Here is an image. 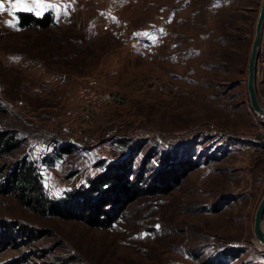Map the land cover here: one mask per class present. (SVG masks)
<instances>
[{"label":"rangeland","instance_id":"374dc122","mask_svg":"<svg viewBox=\"0 0 264 264\" xmlns=\"http://www.w3.org/2000/svg\"><path fill=\"white\" fill-rule=\"evenodd\" d=\"M2 1L0 132L17 147L0 150V181L25 158L48 197L78 199L113 163L165 192L96 228L0 189V264H264V117L247 93L261 0ZM255 81L264 107V27Z\"/></svg>","mask_w":264,"mask_h":264},{"label":"trees","instance_id":"16d2710c","mask_svg":"<svg viewBox=\"0 0 264 264\" xmlns=\"http://www.w3.org/2000/svg\"><path fill=\"white\" fill-rule=\"evenodd\" d=\"M52 23V19L46 14L38 18L29 13H18V25L22 28L35 26L46 29ZM17 142L12 136L0 132V150L15 149ZM127 164L110 163L96 179L91 181L87 189L79 194L80 198L66 194L63 199H53L46 195L41 184V177L34 164L21 159L19 164L11 169V172L0 181L1 192L8 191L19 195V199L28 208L38 207L43 213H48L63 220L81 219L90 223L92 227H109L120 212L132 201L139 198L143 193H154L162 190L164 183L161 181L160 188L156 183H150L142 187L141 176L135 175L130 178ZM167 183V182H166ZM162 185V186H161ZM116 213H112L116 208ZM83 208L80 215L76 210ZM109 208V209H108ZM110 208H112L110 210ZM90 217V220L86 219Z\"/></svg>","mask_w":264,"mask_h":264},{"label":"water","instance_id":"95a60500","mask_svg":"<svg viewBox=\"0 0 264 264\" xmlns=\"http://www.w3.org/2000/svg\"><path fill=\"white\" fill-rule=\"evenodd\" d=\"M0 12L6 8L5 3L0 0ZM264 27V0H261L258 16L255 24L254 36L250 48L249 60L247 65V93L249 98V104L251 110L264 117V107H262L258 101L256 88H255V69L259 52V44L261 41ZM264 215V193L260 199V202L256 208L253 221V234L255 239L260 245H264V232L262 229V219Z\"/></svg>","mask_w":264,"mask_h":264},{"label":"built area","instance_id":"2783aa9c","mask_svg":"<svg viewBox=\"0 0 264 264\" xmlns=\"http://www.w3.org/2000/svg\"><path fill=\"white\" fill-rule=\"evenodd\" d=\"M76 97L81 100L83 106H91V108H97L100 105L101 97L89 86H81L76 91Z\"/></svg>","mask_w":264,"mask_h":264},{"label":"bare ground","instance_id":"6f19581e","mask_svg":"<svg viewBox=\"0 0 264 264\" xmlns=\"http://www.w3.org/2000/svg\"><path fill=\"white\" fill-rule=\"evenodd\" d=\"M186 10H187V9H186ZM186 10H185V11H186ZM190 11H191V10H190ZM190 11H189V12H190ZM185 16H187V15H185ZM188 19H190V18H188ZM199 19H200V18H199ZM172 22H173V21H172ZM187 22H189V21H187ZM178 24H179V23H178ZM183 25H184V24H183ZM182 27H183V26H182ZM181 30H182V29H181ZM182 32H184V31H182ZM169 37H170V36H169ZM263 232H264V231H263Z\"/></svg>","mask_w":264,"mask_h":264},{"label":"snow or ice","instance_id":"6c2138e0","mask_svg":"<svg viewBox=\"0 0 264 264\" xmlns=\"http://www.w3.org/2000/svg\"><path fill=\"white\" fill-rule=\"evenodd\" d=\"M21 2V0H17V4H19ZM0 7H2V6H0Z\"/></svg>","mask_w":264,"mask_h":264}]
</instances>
